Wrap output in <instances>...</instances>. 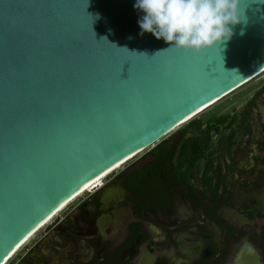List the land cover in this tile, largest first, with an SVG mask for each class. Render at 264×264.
Listing matches in <instances>:
<instances>
[{"label":"water","instance_id":"95a60500","mask_svg":"<svg viewBox=\"0 0 264 264\" xmlns=\"http://www.w3.org/2000/svg\"><path fill=\"white\" fill-rule=\"evenodd\" d=\"M135 2L0 0V264L91 181L264 70V0H241L232 38L200 52L141 36Z\"/></svg>","mask_w":264,"mask_h":264},{"label":"flooded vegetation","instance_id":"af4514ba","mask_svg":"<svg viewBox=\"0 0 264 264\" xmlns=\"http://www.w3.org/2000/svg\"><path fill=\"white\" fill-rule=\"evenodd\" d=\"M40 231L6 264H264V77Z\"/></svg>","mask_w":264,"mask_h":264},{"label":"clouds","instance_id":"9594fccd","mask_svg":"<svg viewBox=\"0 0 264 264\" xmlns=\"http://www.w3.org/2000/svg\"><path fill=\"white\" fill-rule=\"evenodd\" d=\"M240 4L241 0H136L133 7L143 13L138 20L141 36L151 33L171 47L200 52L232 38L230 25L242 18Z\"/></svg>","mask_w":264,"mask_h":264},{"label":"rangeland","instance_id":"374dc122","mask_svg":"<svg viewBox=\"0 0 264 264\" xmlns=\"http://www.w3.org/2000/svg\"><path fill=\"white\" fill-rule=\"evenodd\" d=\"M262 77H264V71L260 74H258L257 76H255L254 78H252L251 80H249L247 83H245L244 85H242L241 87L237 88L236 90H234L233 92H231L230 94H228L227 96L223 97L222 99H220L219 101H217L214 105H212L211 107L207 108L205 111H203L202 113H200L199 115H197L196 117H194L193 119L195 120H201V119H206L208 113L213 110L214 108H218L220 106H222L224 103H226V101L230 100L231 97H237V96H241L242 94H244L246 91H248L250 88L253 87V85L259 80L261 79ZM191 119V120H193ZM190 120V121H191ZM186 124V123H185ZM184 125L180 126L178 129L174 130L173 132L169 133L168 135H166L165 137H163L157 144H155V146H149L147 147L146 149H144L143 151H141L140 153H138L137 155H135L132 159H130L129 161H127L126 163H124L120 168H118L117 170L121 169L122 167L126 166L127 164L133 162L134 160H136L137 158H139L140 156L146 154L147 152L151 151L152 149H154L160 142L168 139V138H171V137H174L175 135H177L181 130H182V127ZM115 170V171H117ZM115 171H113L112 173H114ZM92 188V187H91ZM90 189V188H89ZM88 189V190H89ZM87 190V191H88ZM86 191V192H87ZM85 193V192H84ZM83 193V194H84ZM82 194V195H83ZM79 197V196H78ZM77 200V198L75 199ZM74 200V201H75ZM73 201V202H74ZM72 203V202H71ZM70 203V204H71ZM68 206V205H67ZM66 206V207H67ZM65 209V208H64ZM63 209V210H64ZM62 210V211H63ZM61 211V212H62ZM60 214V213H59ZM41 230V229H40ZM38 231V232H41V231ZM23 247V246H22ZM21 247V248H22ZM20 248V249H21Z\"/></svg>","mask_w":264,"mask_h":264},{"label":"bare ground","instance_id":"6f19581e","mask_svg":"<svg viewBox=\"0 0 264 264\" xmlns=\"http://www.w3.org/2000/svg\"><path fill=\"white\" fill-rule=\"evenodd\" d=\"M264 71V70H263ZM262 71V72H263ZM261 72V73H262ZM260 74V73H259ZM251 80V79H250ZM247 83V82H246ZM143 151V150H142ZM141 152V151H140ZM139 152V153H140ZM138 154V153H137ZM135 154V155H137ZM134 157V156H133ZM133 157H131L130 159H132ZM129 160V159H127ZM124 161L120 164H117L116 166H114L113 168L109 169L108 171H106L104 174H102L101 176H99L98 178H96L95 180L91 181L89 184H87V187H84L81 191H79L74 197H72L68 202H66L65 204H63L53 215H51L45 222H43L40 227L33 233L31 234V236H29L16 250L15 252L10 256V258L5 261V264L16 254V252H18L20 250V248L36 233L38 232L43 226H45L52 218H54L57 214H59L68 204H70L71 202H73L76 198H78V196H81L84 192H86L89 188L93 187L95 184H97L98 182H100L103 178H105L106 176H108L109 174H111L113 171L117 170L118 168L121 167V165L123 163L127 162Z\"/></svg>","mask_w":264,"mask_h":264},{"label":"trees","instance_id":"16d2710c","mask_svg":"<svg viewBox=\"0 0 264 264\" xmlns=\"http://www.w3.org/2000/svg\"><path fill=\"white\" fill-rule=\"evenodd\" d=\"M196 122H198V120L193 119V120L187 122L186 124H184V126L182 127V129L189 128V127H191L193 124H195ZM165 142H166V140L160 142L159 144H161V143H165Z\"/></svg>","mask_w":264,"mask_h":264},{"label":"built area","instance_id":"2783aa9c","mask_svg":"<svg viewBox=\"0 0 264 264\" xmlns=\"http://www.w3.org/2000/svg\"><path fill=\"white\" fill-rule=\"evenodd\" d=\"M68 205H69V204H68ZM65 208H66V207H65ZM43 227H44V226H43ZM43 227H42V228H43ZM42 228H41V229H42ZM36 233H37V232H36ZM11 259H12V258H11ZM11 259H10V260H11Z\"/></svg>","mask_w":264,"mask_h":264},{"label":"snow or ice","instance_id":"6c2138e0","mask_svg":"<svg viewBox=\"0 0 264 264\" xmlns=\"http://www.w3.org/2000/svg\"><path fill=\"white\" fill-rule=\"evenodd\" d=\"M85 187H87V185Z\"/></svg>","mask_w":264,"mask_h":264}]
</instances>
